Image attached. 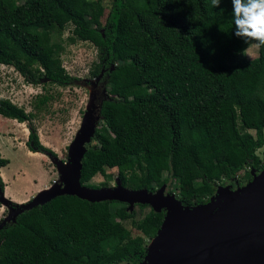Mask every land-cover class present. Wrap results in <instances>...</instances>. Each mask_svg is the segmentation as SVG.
I'll use <instances>...</instances> for the list:
<instances>
[{
	"label": "trees",
	"instance_id": "1",
	"mask_svg": "<svg viewBox=\"0 0 264 264\" xmlns=\"http://www.w3.org/2000/svg\"><path fill=\"white\" fill-rule=\"evenodd\" d=\"M106 11L102 0H0V65L28 85L76 84L61 60L69 24L70 44L96 49L90 77L102 76L109 96L120 92L102 104L81 184L99 189L92 179L110 181L106 171L115 169L125 188L172 183L181 203L193 207L224 181H252L251 172L264 168L257 155L264 146V48L252 60L243 54L248 45L234 34L231 0L216 8L212 0H112ZM0 116L33 119L5 98ZM27 146L56 157L32 126ZM8 165L0 152V170ZM146 209L57 197L0 229V264H141L164 218L151 209L142 214Z\"/></svg>",
	"mask_w": 264,
	"mask_h": 264
},
{
	"label": "water",
	"instance_id": "2",
	"mask_svg": "<svg viewBox=\"0 0 264 264\" xmlns=\"http://www.w3.org/2000/svg\"><path fill=\"white\" fill-rule=\"evenodd\" d=\"M97 80V85L89 88L90 108L83 129L70 147L68 164L54 160L62 183L22 205H13L0 189V202L13 210L0 229L14 223L19 214L65 195L90 203L119 202L127 205L129 212L136 205H146L154 213L163 212L164 218L158 245L147 250L141 264H264V168L258 174L252 171V181L246 185L235 190L219 187L209 202L193 207L184 206L166 185L153 193L125 188L118 179L112 189L81 184L83 158L102 120V104L108 100L107 81H102V76Z\"/></svg>",
	"mask_w": 264,
	"mask_h": 264
},
{
	"label": "rangeland",
	"instance_id": "3",
	"mask_svg": "<svg viewBox=\"0 0 264 264\" xmlns=\"http://www.w3.org/2000/svg\"><path fill=\"white\" fill-rule=\"evenodd\" d=\"M111 1L102 0L107 11ZM104 21L105 17L101 19L102 23ZM71 31L72 26L68 24L63 35L60 36V45L64 48L61 55L64 69L72 78L79 81L74 85L66 88L51 84H46V88H42L41 85H28L12 67L0 65V98L11 100L12 103L23 107L26 112L33 115L32 121L24 124L0 116V152L2 157L9 161V165L2 172L0 170L1 178L5 180L3 182L8 187L2 192L5 199L11 201L13 205H22L35 198L37 192H33L30 198H27V195L30 191L32 192L43 175L44 182H47L46 186L52 187L61 182L54 160L68 164L70 147L84 127L91 102L89 88L97 85L98 81L92 79L89 73L93 63L97 61V52L92 44L87 42L77 41L70 44L68 37ZM246 56L252 60L258 58L259 52L255 53L254 50L253 53H246ZM118 96L120 92H114L112 96H109L106 88L105 100ZM44 99H46L45 102L42 101ZM100 116L102 117V110ZM30 126L35 128L41 145L49 149L56 157L29 150L27 142ZM250 133L254 135V131ZM257 155L264 161V146L257 151ZM106 176L111 177L110 181L102 175H97L90 182L91 185L103 188L101 185L108 182L106 188L114 187L117 181V170L107 169ZM223 183L217 185L211 197L216 196L219 187L229 186L232 190L236 189H233L232 181ZM167 189L170 194L179 198L180 192L176 185L170 183ZM186 189H189V186ZM211 197L205 203L209 202ZM13 198H26V200L17 203L12 200ZM147 212L146 209L142 214ZM12 213L11 207L0 202V225ZM141 216L137 211V217ZM126 227L131 231L132 236L138 235L128 224ZM147 243V250H150L153 241H147Z\"/></svg>",
	"mask_w": 264,
	"mask_h": 264
},
{
	"label": "clouds",
	"instance_id": "4",
	"mask_svg": "<svg viewBox=\"0 0 264 264\" xmlns=\"http://www.w3.org/2000/svg\"><path fill=\"white\" fill-rule=\"evenodd\" d=\"M233 6L232 24L235 36L248 45L246 53H258L264 48V0H231ZM221 0H212L213 8L219 7ZM223 11V10H222Z\"/></svg>",
	"mask_w": 264,
	"mask_h": 264
},
{
	"label": "crops",
	"instance_id": "5",
	"mask_svg": "<svg viewBox=\"0 0 264 264\" xmlns=\"http://www.w3.org/2000/svg\"><path fill=\"white\" fill-rule=\"evenodd\" d=\"M4 168L1 169V172L3 171ZM1 176H2V173H1ZM4 182L5 180L2 179ZM45 181V178H44V175H43V178L39 179V182L37 183V185L34 187V189L32 190V192L30 191L28 193V197L27 198H30L31 195H33V192H37V195L41 192H43L44 190H47L49 188H51V185L49 186H46L45 184H47V182H44ZM8 187L5 185V190L7 189ZM8 196V195H6ZM13 201L17 202V203H21L23 202L24 200H26V198L24 199H17V198H13L12 199ZM28 200V199H27Z\"/></svg>",
	"mask_w": 264,
	"mask_h": 264
},
{
	"label": "bare ground",
	"instance_id": "6",
	"mask_svg": "<svg viewBox=\"0 0 264 264\" xmlns=\"http://www.w3.org/2000/svg\"><path fill=\"white\" fill-rule=\"evenodd\" d=\"M160 235H161V231H159V233H158L157 237L153 239V245H152V247H151V250H152V249H154V248H155V246H157V245H158V242H159V239H160V238H159V237H160Z\"/></svg>",
	"mask_w": 264,
	"mask_h": 264
},
{
	"label": "flooded vegetation",
	"instance_id": "7",
	"mask_svg": "<svg viewBox=\"0 0 264 264\" xmlns=\"http://www.w3.org/2000/svg\"><path fill=\"white\" fill-rule=\"evenodd\" d=\"M226 185V184H225ZM234 185V187H233V189H235V188H237L238 187V185H237V183H234L233 184ZM167 187L169 186V185H166ZM99 187V186H98ZM117 187V181H116V184H115V186L114 187H112V188H116ZM101 187H99V189H100ZM103 188H106V187H103ZM111 188V189H112ZM159 188H157V189H155V191H149V192H156L157 190H158ZM167 191H168V189H167ZM169 192V191H168ZM128 207V206H127ZM149 208V207H148ZM150 209V208H149ZM149 209H147V211L149 210Z\"/></svg>",
	"mask_w": 264,
	"mask_h": 264
}]
</instances>
